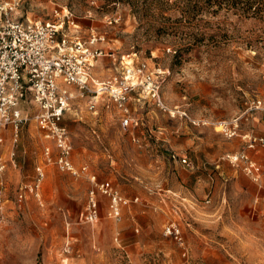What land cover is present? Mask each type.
Returning a JSON list of instances; mask_svg holds the SVG:
<instances>
[{
	"label": "rangeland",
	"instance_id": "374dc122",
	"mask_svg": "<svg viewBox=\"0 0 264 264\" xmlns=\"http://www.w3.org/2000/svg\"><path fill=\"white\" fill-rule=\"evenodd\" d=\"M134 1L0 0L1 5L19 4L8 16L0 14V25L10 19L64 22L68 35L84 41L93 30L103 34L100 47L106 56L95 64L96 81L120 77L133 59L137 70L146 64L161 76L165 105L172 112L185 109L189 116H172L136 90L128 107L139 126H126L106 95L93 112L86 96L75 99L63 121L73 146L71 159L78 169L87 166L97 182H111L127 200L120 220L110 216V198L88 177L46 164V146L53 157L58 152L35 121L22 126L16 142L10 132L1 148L6 168L0 173V264H264V164L253 158L264 146L249 148L247 142L249 136L261 137L248 122L259 112L249 110L252 104L264 102V16L216 8L181 20L165 5L139 14ZM152 1L142 0L156 5ZM66 15L79 25L78 33L68 28ZM113 17L120 22L109 25ZM202 36L201 45L187 48ZM204 94L217 97L200 100ZM216 100L218 120L189 114L195 107L209 111ZM25 108L35 111L30 98ZM164 115L176 132L184 121L211 126L225 155L210 163L193 150H173L158 129ZM244 153L259 168L257 174L247 170ZM39 167L45 177L37 197L31 189ZM23 187L28 190L20 199ZM92 189L99 216L87 222ZM170 224L180 227L185 247L167 235Z\"/></svg>",
	"mask_w": 264,
	"mask_h": 264
},
{
	"label": "built area",
	"instance_id": "2783aa9c",
	"mask_svg": "<svg viewBox=\"0 0 264 264\" xmlns=\"http://www.w3.org/2000/svg\"><path fill=\"white\" fill-rule=\"evenodd\" d=\"M18 2L0 4V14L13 13ZM67 25L79 31V25L67 16ZM120 17L109 18V25H116ZM65 23L47 24L42 21H11L0 25V173L6 168V162L1 155V148L5 143L7 130L12 132L14 142L22 126L35 121L45 138L55 144L57 155L53 157L51 146H46V164H55L61 170L74 176H86L103 195L111 200L110 216L115 220L122 217L121 207L127 204L111 182L99 183L97 177L89 173L88 167L78 169L71 159L73 146L70 141L67 127L63 125L66 114L73 111L74 101L78 96L89 99L88 110L93 112L102 96L106 95L109 101L118 107L122 116V123L126 126L138 127L139 122L131 117L128 107L131 95L136 90L156 104L164 112L172 116L189 118L184 110L171 111L161 98L160 77L149 70L146 64L136 69L133 59L122 67V75L107 82L96 81L93 69L97 61L106 56L100 44L105 42V36L94 30L89 33L87 40H82L78 34L71 37L65 32ZM113 53L110 56L113 57ZM159 73H161L159 71ZM28 98L36 107L33 113L26 108ZM249 110L264 113V102L253 103ZM78 116V113L76 114ZM235 131L228 133L230 137ZM248 147L264 146V137L249 136ZM13 152L11 156H13ZM236 160L238 158H235ZM241 159L248 162L249 173L259 172L253 162H249L247 154ZM185 165H190L183 159ZM45 177L42 167L37 170L35 187L31 191L39 197L40 185ZM28 187L20 190L19 198L23 199ZM3 192L0 189V198ZM99 208L96 190L92 189L88 201L85 219L94 222L98 219ZM167 235L172 236L181 246L185 242L176 224L168 225Z\"/></svg>",
	"mask_w": 264,
	"mask_h": 264
},
{
	"label": "crops",
	"instance_id": "0c3cea01",
	"mask_svg": "<svg viewBox=\"0 0 264 264\" xmlns=\"http://www.w3.org/2000/svg\"><path fill=\"white\" fill-rule=\"evenodd\" d=\"M97 64V63H96ZM95 68V67H94ZM94 72V69H93ZM217 97L213 94H204L201 95L202 100L204 97ZM213 101V99L211 100ZM185 110V109H184ZM69 114V113H68ZM77 112L74 114L76 116ZM189 114L194 119H211L218 120L220 115L218 113V103L217 100L211 102L210 110L205 111L198 109L195 107L193 112L189 111ZM251 120L248 122L250 126L254 127V132L256 135L264 137V117L262 113H254L250 116ZM170 119L168 116H163V126L158 127L160 129V133H164V140L167 141L166 144L173 150H179L180 152L187 154L191 153L192 150L195 151V156L198 157L200 154V158L202 161L216 163L223 155H225L226 151L217 143V136L214 134L211 126L208 125H199V126H191L186 121L179 127L178 132H176L175 127L170 124ZM208 121V120H207ZM7 134L10 132L7 130ZM159 134V132H157ZM177 133V134H175ZM242 145L241 143L239 144ZM260 157H256V154H253V158L259 159L261 164H264V148L259 150ZM186 156V155H182Z\"/></svg>",
	"mask_w": 264,
	"mask_h": 264
},
{
	"label": "trees",
	"instance_id": "16d2710c",
	"mask_svg": "<svg viewBox=\"0 0 264 264\" xmlns=\"http://www.w3.org/2000/svg\"><path fill=\"white\" fill-rule=\"evenodd\" d=\"M105 1L113 4L121 0ZM154 4L156 5L147 6L142 0H135L132 6L137 13L141 14L152 11L151 7L157 9L156 11L161 10V6L165 5L169 11L179 14L181 20H194L205 12H217L216 8H233L245 14H252L255 17L264 16V0H155ZM205 40V36L193 38L194 42L190 45L187 44V48L201 45Z\"/></svg>",
	"mask_w": 264,
	"mask_h": 264
}]
</instances>
